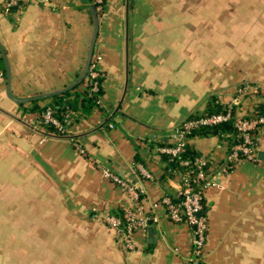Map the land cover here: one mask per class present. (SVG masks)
<instances>
[{"label":"crops","instance_id":"crops-1","mask_svg":"<svg viewBox=\"0 0 264 264\" xmlns=\"http://www.w3.org/2000/svg\"><path fill=\"white\" fill-rule=\"evenodd\" d=\"M6 1L0 0V264H186L191 227L155 205L180 184L161 179L164 164L149 158L148 143H174L179 127L211 97L228 105L240 88L263 90L264 0H108L98 8L92 58H101L104 94L96 112L67 135L38 124V114L26 112L31 100L8 96L7 65L16 98L73 88L86 68L97 0L34 2L10 14ZM245 94L236 118H252L264 105L263 94ZM255 133L259 155L264 127ZM231 137L195 136L189 144L220 167L239 142ZM138 153L144 163H136ZM103 169L145 191L141 203L154 237L149 228L137 230L133 250L103 220L133 208ZM220 184L204 200L207 264H261L264 160L240 161Z\"/></svg>","mask_w":264,"mask_h":264},{"label":"built area","instance_id":"built-area-1","mask_svg":"<svg viewBox=\"0 0 264 264\" xmlns=\"http://www.w3.org/2000/svg\"><path fill=\"white\" fill-rule=\"evenodd\" d=\"M50 0H7L4 5L6 14L15 8L25 7L31 3L37 2L43 5L49 4ZM97 4L101 5L102 0H97ZM101 58L93 60L89 66L88 79L95 81L98 78L97 61ZM4 73L0 69V77ZM97 82L93 85V90H97ZM253 91L258 93L256 89L250 90L248 87L240 88L238 95L230 104L226 113L201 117L194 120L185 121L177 131L175 145L171 147H160L158 151L172 157H176L184 151L187 144V135L193 130L201 127H212L230 121L233 118V111L236 106L241 104V97L245 92ZM53 110L47 108L45 113L36 118V122L46 123L55 126L60 135H67V125L54 117ZM70 113L69 115H72ZM67 116V118L69 117ZM68 124L69 122L66 121ZM37 124V126H38ZM36 125V124H35ZM110 128H114L113 124H109ZM264 127V115L254 116L252 118L238 117L235 120V128L239 142L233 145L225 155L224 163L217 167L214 159L202 155L193 163L189 160L183 161V166L192 169L187 172H174V179H176L180 188L175 195H164L160 202L155 205H163L166 208L168 217L176 224H186L192 229V248L188 255L186 264H207L206 260V243L208 232V218L203 215V202L205 194L210 187H221V178H226L232 172L231 165L239 163L242 160L250 162H258V136L256 130ZM78 150L84 154V150L76 145ZM138 169L143 173V176L149 180H153V176L142 165ZM102 174L105 178L111 180L123 192V198L133 204V208L124 212L122 216H117L111 212L103 215V220L107 226L120 233L123 238L125 247L133 250L135 245L133 242L134 233L139 229L148 228L149 217L146 216L144 206L141 200L144 196V189L136 187L133 183L125 180L119 174L114 173L109 169H103ZM177 199V200H176Z\"/></svg>","mask_w":264,"mask_h":264},{"label":"trees","instance_id":"trees-1","mask_svg":"<svg viewBox=\"0 0 264 264\" xmlns=\"http://www.w3.org/2000/svg\"><path fill=\"white\" fill-rule=\"evenodd\" d=\"M108 0H102V4L99 5L95 3V9L97 15L100 13L98 11V8L100 6H104L107 3ZM16 9V8H15ZM14 10V9H13ZM12 10V11H13ZM11 11V12H12ZM1 59V57H0ZM93 60L91 61L90 65L92 64ZM99 73L98 78H96L95 81H91V79H88V73L86 74L85 78L82 80V82L78 83L75 85L73 88L60 93L56 94L54 96H49L46 98H40V99H35L31 100L32 102V107L29 110H26L27 113H36L38 116L41 118V116L45 113L47 108H51L53 110L54 117L60 120L63 124L67 125V128H69L73 123L79 122L81 120H86L89 117H91L96 110L99 107V102L101 97L104 94L103 86L102 83L104 81L103 75L101 72L98 71ZM97 82V90H93V85L94 83ZM83 83L86 84V88L83 91L79 90L80 85ZM51 100L49 105L41 108L38 106V103L44 100ZM238 109V108H237ZM236 108H234L233 111V118L225 122L223 124L217 125V126H212V127H201L199 129L193 130L190 134H188L187 137V144L185 145L184 151L179 154L176 157H172L166 154H162L158 151V148L160 147H171L174 146L175 143L169 142L166 138H159V137H152L151 140L149 141V145L147 148V155L149 158H154L158 157L159 161L161 164H164V173L161 176V179L163 181H168L169 179H174V172H187V170L192 169V166H189L188 168L183 166V161H191L192 163L199 157H201L203 154L198 152L194 146L189 144V141L193 139L195 136H200V137H208V136H227V135H232L233 140H237V131L235 128V119H236ZM228 110V105L222 104L217 98L211 97L205 108L202 111H196L193 114H191L187 120H194L198 119L201 117H206V116H212V115H218L222 113H226ZM70 113H73L72 115H69ZM69 117L67 118V116ZM253 115H258L262 116L264 115V105H259L257 108L253 110ZM244 118H249L248 116H245ZM69 122L68 124L66 123ZM43 127L48 132H57L58 134L59 131L58 129L51 125V124H46V123H41ZM239 140V139H238ZM238 143V142H237ZM236 141L233 143V145L237 144ZM136 163H144V160L140 157L139 153L136 154L135 158ZM236 166V163H233L231 165V168L234 169ZM137 171V169L135 168ZM177 200V199H176ZM203 215L205 214L207 216L206 209L207 207L205 206V203L203 202ZM113 214L117 216H122L123 212L118 211V212H112ZM147 216V214H146ZM148 217V216H147Z\"/></svg>","mask_w":264,"mask_h":264},{"label":"water","instance_id":"water-1","mask_svg":"<svg viewBox=\"0 0 264 264\" xmlns=\"http://www.w3.org/2000/svg\"><path fill=\"white\" fill-rule=\"evenodd\" d=\"M93 9H94V13H95V16H96V19H95V24H96L95 33H94V37H93L92 44H91V47H90V51H89V55H88L87 64H86V68H85L84 74L81 77V79L78 81V83H80L85 78V76H86V74H87V72L89 70V66H90V63H91L92 58H93L95 41L97 39V33H98V28H99V20L97 18V13H96L95 7H93ZM0 50L3 53L4 58H6L5 52H4L1 44H0ZM7 71H8V74H7L8 75V77H7V93H8V96L11 99H13L15 102H17V103L28 102L30 100H35V99H40V98L42 99V98H46V97H49V96H54L56 94H59V93H53V94H48V95H44V96L33 97V98H30V99L16 98L11 93V73H10V69H9L8 65H7ZM258 157H259V160H264V153L263 152L259 153ZM152 224H153V221L149 220L148 221V228H149V237L150 238L154 237V231L152 229Z\"/></svg>","mask_w":264,"mask_h":264},{"label":"rangeland","instance_id":"rangeland-1","mask_svg":"<svg viewBox=\"0 0 264 264\" xmlns=\"http://www.w3.org/2000/svg\"><path fill=\"white\" fill-rule=\"evenodd\" d=\"M95 28V27H94ZM94 33H95V29H94ZM94 36V35H93ZM93 38V37H92ZM93 40V39H92ZM92 40H91V42H90V44H89V51H90V47H91V44H92ZM89 51H88V53H89ZM258 91L260 92V93H258V94H263L264 95V88H263V90H262V88L261 89H258ZM257 94V95H258ZM243 117V116H242ZM206 260H207V255H206ZM260 260H261V264H264V254H260Z\"/></svg>","mask_w":264,"mask_h":264}]
</instances>
